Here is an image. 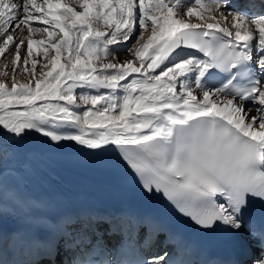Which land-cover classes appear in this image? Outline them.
Segmentation results:
<instances>
[{
  "label": "snow or ice",
  "instance_id": "6c2138e0",
  "mask_svg": "<svg viewBox=\"0 0 264 264\" xmlns=\"http://www.w3.org/2000/svg\"><path fill=\"white\" fill-rule=\"evenodd\" d=\"M73 3L81 10L66 0H0V57L15 48L12 82L0 79V138L115 146L148 193L162 192L203 230L239 233L250 200L264 201V14H225L219 0H188L196 6L185 18L180 0ZM125 51L132 59L120 62ZM206 74L220 87H205ZM259 247L253 264H264V234Z\"/></svg>",
  "mask_w": 264,
  "mask_h": 264
},
{
  "label": "bare ground",
  "instance_id": "6f19581e",
  "mask_svg": "<svg viewBox=\"0 0 264 264\" xmlns=\"http://www.w3.org/2000/svg\"><path fill=\"white\" fill-rule=\"evenodd\" d=\"M16 2H19V0H16ZM39 2V1H38ZM67 3L73 4V6L76 8L77 11H80L78 4H74L73 0H66ZM175 2V0H173ZM208 2V0H206ZM211 2H216V0H211ZM219 2L223 5L222 11L225 14L230 13H239L241 15H247L249 20L251 18H254L258 14H264L260 10L256 11H242L240 6H233L230 1H221ZM192 6L195 7V4H186L180 0L179 6L175 9V12L177 16L182 17V10L183 12H186V7ZM207 15V14H205ZM217 19H219V14H217ZM185 18V17H182ZM192 22H199L196 20V18H190ZM230 19V17H229ZM212 22V21H209ZM23 31L22 34H24ZM19 35H21V32H15ZM139 33V31H138ZM15 35V34H14ZM27 36V33L26 35ZM20 36H18L19 38ZM34 39H41L43 38L42 34H34ZM116 47V46H113ZM119 47H124V45H119ZM26 51V46L23 49ZM123 53V52H122ZM37 53L34 52L33 55H36ZM116 54H121V52H117ZM126 59H132V57L129 56H122L121 61L123 62ZM206 77L204 79L205 87L215 89L218 86L212 82L211 77L206 74ZM250 107V106H249ZM21 146L17 153H15V157H18L20 154L22 156L23 152L25 153V156L20 161L21 156L17 159L16 162H19L18 166H21L24 168L25 173L27 175H32L33 177V183L34 185L43 195V198L46 202V207L48 211H52L54 207H60L65 210L67 208H73L75 212H77L79 209H82L83 207L78 205L77 203L72 201L75 200L74 197L71 198V194L75 197H80V194L76 191L75 188L68 186L67 182L63 179V173L62 171L52 162L49 161V159L45 156V153H50L53 155H64V156H86L88 152H92L94 150H89L86 148H83L75 142H67L63 146L57 148L54 146H48L41 142L39 134H35L33 136H29L25 141L16 144L13 143L11 140L7 138H0V158L4 155L8 154L9 151L14 152L16 149V146ZM24 155V154H23ZM33 156V159H29V157ZM1 162V160H0ZM7 160H5V163ZM15 162V161H14ZM36 170V172H33L32 170ZM28 178V177H27ZM96 186V184H94ZM98 187L103 188V191L100 193L102 196H106L109 199L111 198L110 193L113 191L117 192V186L113 185L112 183L108 184H98ZM1 197H0V204H1ZM81 201L83 202L84 208H89L91 210L96 211L91 206L96 205L97 207L101 206V209L104 210L106 208L103 203L99 201L98 198L90 199L87 197H81Z\"/></svg>",
  "mask_w": 264,
  "mask_h": 264
},
{
  "label": "rangeland",
  "instance_id": "374dc122",
  "mask_svg": "<svg viewBox=\"0 0 264 264\" xmlns=\"http://www.w3.org/2000/svg\"><path fill=\"white\" fill-rule=\"evenodd\" d=\"M41 1L42 3V0H39ZM34 26H37L38 27V23H36ZM41 27V26H40ZM43 27V26H42ZM26 31V30H24ZM138 31L139 29H137V34H138ZM16 31H14L12 34H15V36L18 38V36H25L27 32H24V34L21 33V35L15 33ZM37 34V33H36ZM40 34V33H38ZM26 37V36H25ZM133 43H135V41L133 40ZM15 52V48H12V51L9 52L7 55L3 56V57H0V71H4L5 70V65H7V71H8V76L7 77H3V76H0V79H3L6 83H8L9 85L11 84L12 82V67H11V59H12V54ZM22 56L26 55V51L22 50V53H21ZM119 58V61H121V57L122 56H129V54L125 51V52H121V54H116ZM34 57L39 60L41 63L44 62L43 60V57L39 54H36L34 55ZM20 67L22 68L23 67V63L21 61V65ZM29 69L31 68V65L29 64ZM16 79L18 82H27L30 77L27 75V74H24L22 72H20V70L18 69L17 70V75H16ZM79 91V90H78Z\"/></svg>",
  "mask_w": 264,
  "mask_h": 264
}]
</instances>
